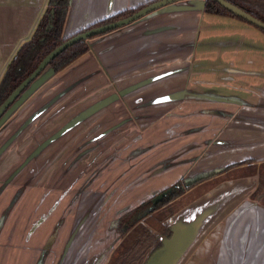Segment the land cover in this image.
<instances>
[{
	"label": "crops",
	"instance_id": "0c3cea01",
	"mask_svg": "<svg viewBox=\"0 0 264 264\" xmlns=\"http://www.w3.org/2000/svg\"><path fill=\"white\" fill-rule=\"evenodd\" d=\"M149 1L71 0L65 35ZM48 2L0 0V81ZM202 3L185 0L94 38L65 69H46L9 110L0 122V264H107L122 211L180 178L246 159L264 163V33L204 13ZM75 116H91L83 131L98 121L95 130L116 133L99 165L78 179L60 174L55 140L76 129ZM32 155L35 164L52 161L29 172ZM257 181L221 179L190 191L183 221L146 264H264Z\"/></svg>",
	"mask_w": 264,
	"mask_h": 264
},
{
	"label": "trees",
	"instance_id": "16d2710c",
	"mask_svg": "<svg viewBox=\"0 0 264 264\" xmlns=\"http://www.w3.org/2000/svg\"><path fill=\"white\" fill-rule=\"evenodd\" d=\"M162 1L165 0H155L146 4L139 5L136 8L125 9L103 20L93 23L86 29L80 30L79 32L69 36L68 38H65L64 28L69 13L70 0H49L47 8L41 19L38 21L32 36L19 47L14 57L6 67L5 73L0 81V106L15 91V89L38 67V65L47 55H49L57 47L64 44L67 40L91 29L113 24L133 17L143 9L151 7ZM225 1L239 7L242 11L264 24V0ZM166 2L169 3V1ZM205 12L209 14L237 18L249 24H252L245 18L226 9L215 0H206ZM252 25L264 33V28L255 24ZM102 34L95 35L91 38L98 37ZM88 40L82 39L67 47L63 52H61L50 61L49 66H51L56 72L63 70L73 61L89 51L90 46ZM251 162L253 163L252 165ZM245 163L251 165V167H248L246 170H244L245 177L254 175L258 176V187L253 193L252 197L253 199L258 200L259 202L264 204V163L257 164L253 160H248L243 163L229 165L222 172H226L231 168L238 167ZM182 184H184L183 187L185 189H188L195 183L187 185V182L181 179L174 185L164 189L163 192H166L167 196L164 197V201L162 200L154 206L156 207L155 213L150 218L146 219L147 215L151 212L149 211V205L151 203L153 205V197L142 202L140 205L132 208L131 210L123 213L120 216L119 231L122 237L126 232H129L131 228L135 227V225L140 223L142 220H145L147 226L139 224L134 233H130V235L122 243L121 248H118L117 252L113 254L110 264H116L117 261L119 262L121 260V258L133 252V250L128 249V245L131 242L134 244L138 240H142L144 237H146V233L148 232L147 227L153 229V231L155 232V237L151 236L150 238L154 240V245L151 246V243H149L148 245H146L145 249H142L141 252H138L135 259L139 260V264H141L144 255L147 254L149 246L152 247V252L156 249L158 250L163 245L161 239L165 237L170 238L173 235L172 229L167 226V220L172 214L158 212L157 210L166 202L173 200L174 198L185 192V189L181 188Z\"/></svg>",
	"mask_w": 264,
	"mask_h": 264
},
{
	"label": "water",
	"instance_id": "95a60500",
	"mask_svg": "<svg viewBox=\"0 0 264 264\" xmlns=\"http://www.w3.org/2000/svg\"><path fill=\"white\" fill-rule=\"evenodd\" d=\"M152 1H155V0H152ZM152 1H149V2H152ZM166 1H169V3L166 2ZM182 1H185V0H165V1H162V2H160L158 4H155V5L151 6V7H147L145 9H143L142 11H140L139 13L134 15L133 17H130L128 19H125L123 21H119V22H116V23H113V24H109V25H105V26L98 27V28H95V29H91L89 31H86V32H84L82 34H79V35L67 40L64 44H62L61 46L57 47L49 55H47L43 59V61L38 65V67L2 103V105L0 106V122L5 118L6 114L9 112V110L17 103L19 98H21L22 95L27 90H29V88L31 86H33V84L38 80V78L43 74V72L46 69L49 68L52 72H54V73L56 72L51 66H49V63L57 55H59L61 52H63L67 47L71 46L72 44H74L75 42H77L79 40H82V39H87L88 40L89 38H91V37H93L95 35H98V34H102V33H103L102 35H104L106 33H109L108 31H110V30H111L110 32H112V31H115V30H117L119 28H123L125 26H128V25H130V24H132L134 22H137L139 20L151 17V16H153V15L159 13V12H162V11L166 10L167 7H169L170 5H173V4L182 2ZM202 1H203L202 5H201L202 12L206 13L205 12V2H206V0H202ZM215 1L220 3L226 9H228V10L238 14L239 16L245 18L246 20H248L252 24H255V25H258V26L264 28V24L262 22L258 21L257 19L253 18L252 16L248 15L247 13L242 11L239 7L233 5V4H231V3H229V2H227L225 0H215ZM149 2H146V3H149ZM146 3H142V4H146ZM142 4H139V5H142ZM139 5L131 6V7L125 8V9L136 8ZM70 7H71V0H70ZM125 9H123V10H125ZM69 10H70V8H69ZM123 10H121V11H123ZM118 12H120V11H118ZM118 12H113V13L109 14L108 16H106V17H104L102 19L93 21L92 23L88 24L87 26H85L84 28H82L80 30L86 29L91 24L96 23V22H98L100 20H103V19H105V18H107V17H109V16H111V15H113L115 13H118ZM68 15H69V13H68ZM67 18H68V16H67ZM66 22H67V20H66ZM252 24H250V25L253 26ZM65 26H66V24H65ZM80 30H78V31H76V32H74V33H72L70 35H65V28H64V37L68 38L69 36L79 32ZM102 35H100V36H102ZM100 36L95 37V38H99ZM93 39L94 38H91V39L88 40L90 48H91V42H92ZM190 66L191 65L188 66L189 70L191 69ZM208 96H212V94H208ZM166 103H168V100H161V101L157 102V104H166ZM89 112H92V111H89ZM132 118L133 117H130V116L126 117L125 123L127 121L128 122L131 121ZM134 118H137V116H134ZM74 122L76 124V129L75 130L69 131V132H67V131L55 132V140L58 139L59 142H61L60 147H58L56 149V151H58L59 155L61 156L60 166H59L60 174L61 175L64 174L66 176L69 175V177H72L73 173L76 172L75 175H76V177L78 179L80 176H82L85 172H87L89 170V169L87 170V168L91 164L93 165V167L99 165L98 163L103 159V158H101L100 161H98L99 159L96 160L99 157V155L101 154L99 152L100 149L104 150L105 147H110V146H105L103 144L107 140H109L111 138H113V141L115 142L116 141L115 140L116 137H114V136H115L116 133L112 132V131L101 132L100 133L99 131L95 130V128L98 126V121L95 123L94 126L92 124L91 127L86 129L85 131H83L87 127V125H89L92 122L91 116H89V117L88 116H82V118H80L79 116L78 117L75 116L74 117ZM125 134H127V132ZM74 139H75V143L73 145L74 147H73V149H71V148L68 147V145H70L71 142ZM48 149H49V147H48V145H46L43 148V150L41 151V153L46 152ZM94 149H98L99 150L96 153L94 160H92L89 164H85V165L79 166V164H80L79 162L83 159V157L86 156L87 154H89ZM35 150L36 149H34L33 154H34ZM36 159H37V157L33 156V155L28 157V160H27V162H26V164L24 166L27 171L34 173L37 170L41 169V167H44L46 169L48 167V165L52 161V159H45L44 163L40 162L39 164H35ZM248 160L255 161L254 159H246L244 161L237 162V163H243V162L248 161ZM237 163H230V164H228L225 167H222L220 169H215V170L203 173V174L198 175V176H196L194 178H191V179H185V178H180V179H185L186 182H187V185H191V184L196 183V182H198V181H200V180H202L204 178L219 174L220 172L224 171V169H226L229 165L237 164ZM25 169H23V170H25ZM73 169H75V170H73ZM32 176L34 177V174ZM249 177H254V176H249ZM255 177H257V176H255ZM257 179H258V177H257ZM178 181H176V182H178ZM7 182H9V181H7ZM172 185H170V186H172ZM170 186H166L162 190H164V189H166V188H168ZM257 187H258V181H257L256 189H257ZM256 189H255V191H256ZM158 194H159V192L154 194V195H151V196L145 198L140 203H138V204H136V205H134V206L122 211L119 214L118 218H117V226H119V218H120V216L123 213L131 210L132 208L140 205L142 202H144V201H146V200H148V199H150L153 196H156ZM160 196L161 195H158V199L160 198ZM254 201H256L258 203H261V202H259L258 200H255V199H254ZM156 202H157V200H155L154 204H156ZM183 218H184L183 215H181V213L178 211L177 213H175L168 220V226L172 229L173 234H174L175 226L178 223H180L181 221H183ZM72 240H73V237L70 238L69 243H68V245L66 247V250H68L69 246L71 245ZM162 240H163L162 247L160 249H158L154 254L162 252L164 247H165V242L167 240H169V239L162 238ZM65 253H66V251L64 252V254Z\"/></svg>",
	"mask_w": 264,
	"mask_h": 264
},
{
	"label": "flooded vegetation",
	"instance_id": "af4514ba",
	"mask_svg": "<svg viewBox=\"0 0 264 264\" xmlns=\"http://www.w3.org/2000/svg\"><path fill=\"white\" fill-rule=\"evenodd\" d=\"M216 15V14H215ZM237 19V18H236ZM240 20V19H239ZM258 29V28H257ZM256 163V162H255ZM263 163V162H262ZM253 163L251 162V165ZM257 164H261V163H257ZM251 165H249L248 163H245L243 165H240L238 167H234L231 168L229 170H227L226 172H222L220 174L214 175V176H210L207 178H204L202 180H200L199 182L195 183L193 186H191L188 189H185L183 186L184 184H182V189H185V192L182 193L181 195H179L178 197L174 198L173 200H170L168 202H166L164 205H162V207H160L157 211L158 212H163V213H170L172 214L169 219L179 211L182 202L185 200V198L187 197L188 193L194 189H196L197 187H201L203 186H208L212 181H219V180H223V179H228V178H235V177H245L244 173L248 167H251ZM243 167V169H242ZM257 176V175H254ZM249 177V176H247ZM258 177V176H257ZM181 180V179H180ZM185 180V179H183ZM186 181V180H185ZM175 184V183H174ZM173 184V185H174ZM158 195H161L160 198L158 199ZM156 196H153V205L152 203L149 205V211L150 214L147 215L146 219L150 218L154 213H155V209L156 207H154L156 204H158L159 202H161L165 196H167L166 192L160 191L159 194ZM155 200H157L156 204H154ZM164 201V200H163ZM168 219V220H169ZM168 220H167V224H168ZM139 224H143L144 226H147V224L145 223V220H142L140 223L136 224L135 227L131 228L129 230V232H126L125 235L122 237L119 231V226H118V232H119V237H120V243L117 246L116 249H114L111 258L109 260V262L107 264L111 263L113 254H115L117 252L118 248H121L122 243L124 242V240L130 235V233H134V231L136 230L137 226H139ZM168 226V225H167ZM148 232L146 233V237H144L142 240H138L137 242H135L134 244L131 242L128 246V249L133 250V252H131L130 254L126 255L125 257L121 258V260L116 264H139V260L135 259L138 252H141L142 249L146 248V245H148L149 243H151V246L154 245V240L150 239L151 236L155 237V232L153 231V229L148 228ZM166 236V233H165ZM173 236V235H172ZM172 236L170 238H164V239H171ZM162 240V239H161ZM163 242V240H162ZM149 246L148 247V251L147 254L144 255V258L141 262V264H146V262L153 256V254L156 252V250H154L152 252V247ZM151 248V249H150Z\"/></svg>",
	"mask_w": 264,
	"mask_h": 264
},
{
	"label": "rangeland",
	"instance_id": "374dc122",
	"mask_svg": "<svg viewBox=\"0 0 264 264\" xmlns=\"http://www.w3.org/2000/svg\"><path fill=\"white\" fill-rule=\"evenodd\" d=\"M25 140H26V144H25V146H27V145H29V142L31 141V140H33V137H32V135H31V133L28 135V136H26L25 138H24ZM99 151V150H98ZM242 169H243V167H242Z\"/></svg>",
	"mask_w": 264,
	"mask_h": 264
}]
</instances>
